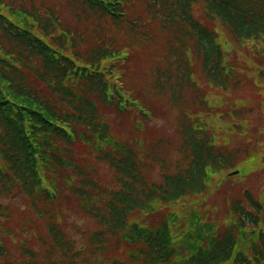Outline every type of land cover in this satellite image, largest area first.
<instances>
[{
  "label": "trees",
  "instance_id": "16d2710c",
  "mask_svg": "<svg viewBox=\"0 0 264 264\" xmlns=\"http://www.w3.org/2000/svg\"><path fill=\"white\" fill-rule=\"evenodd\" d=\"M0 264H264V0H0Z\"/></svg>",
  "mask_w": 264,
  "mask_h": 264
},
{
  "label": "rangeland",
  "instance_id": "374dc122",
  "mask_svg": "<svg viewBox=\"0 0 264 264\" xmlns=\"http://www.w3.org/2000/svg\"><path fill=\"white\" fill-rule=\"evenodd\" d=\"M176 115H177L176 112H172L171 115L169 116V118H168L167 121L161 120V121H159V123L157 122V124H159V125H163V126H166V127L168 128L167 130H169L168 133L170 134V132L172 131V130H170V128H173L174 125H175V116H176ZM154 123H156V122H154ZM168 133H167V134H168ZM170 135H171V134H170ZM171 159H172L173 161L177 162V160H178V156L174 154V155L171 157ZM69 231H70L71 236H73V237L76 239L77 237H76V235L74 234V232L71 231L70 229H69Z\"/></svg>",
  "mask_w": 264,
  "mask_h": 264
}]
</instances>
